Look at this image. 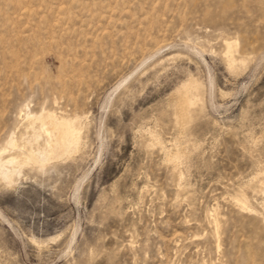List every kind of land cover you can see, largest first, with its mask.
Wrapping results in <instances>:
<instances>
[{"label": "rangeland", "instance_id": "374dc122", "mask_svg": "<svg viewBox=\"0 0 264 264\" xmlns=\"http://www.w3.org/2000/svg\"><path fill=\"white\" fill-rule=\"evenodd\" d=\"M0 264H264V0H0Z\"/></svg>", "mask_w": 264, "mask_h": 264}, {"label": "bare ground", "instance_id": "6f19581e", "mask_svg": "<svg viewBox=\"0 0 264 264\" xmlns=\"http://www.w3.org/2000/svg\"><path fill=\"white\" fill-rule=\"evenodd\" d=\"M230 46V45H229ZM230 49V48H229ZM190 85V84H189ZM186 88V87H185ZM177 98V118L180 124H183V120L186 119L188 115V100L185 96V92L183 90H178L176 94ZM189 99V98H188ZM46 123V121H45ZM178 123V124H179ZM34 125V124H33ZM44 126V125H43ZM52 133V132H51ZM47 135L50 137V132L47 129ZM46 136V135H45ZM48 137V138H49ZM42 138V137H41ZM45 139V137H44ZM50 139V138H49ZM46 143V142H45ZM15 159V158H14ZM18 159V158H17ZM6 161V160H5ZM9 162V161H8ZM43 166V165H42ZM6 167V166H5Z\"/></svg>", "mask_w": 264, "mask_h": 264}]
</instances>
